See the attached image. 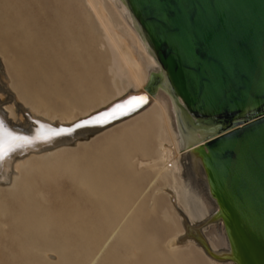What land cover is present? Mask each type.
I'll return each instance as SVG.
<instances>
[{
    "label": "bare ground",
    "instance_id": "6f19581e",
    "mask_svg": "<svg viewBox=\"0 0 264 264\" xmlns=\"http://www.w3.org/2000/svg\"><path fill=\"white\" fill-rule=\"evenodd\" d=\"M96 27L99 35L94 34ZM96 39L104 48L102 73L82 52ZM45 53L52 54L51 65L41 64L38 56ZM0 57V78L5 73L7 87L14 92L12 96L0 85L9 100L3 104L17 122L8 121L0 110V147L5 151L0 158V199L3 205L16 207L11 209L16 212V253L38 254L37 242L50 239L58 254L55 264H69L72 255L90 254L95 237L108 223L112 230L88 264L98 263L99 256L100 264L109 257L111 264H233L206 254L178 213L180 208L190 222L202 220L192 233L198 232L211 250L221 254L229 249L222 222L212 219L217 206L204 173L193 172L192 160L199 159L195 154L187 157L213 136L214 129H194L195 119L172 94L125 0H0ZM153 74L160 78L149 86ZM134 95L137 102H142L139 97H147V102L128 115L104 126L87 125L44 139L48 131L40 122L70 126ZM17 111L21 115L16 121ZM151 130L156 143L149 155L144 149ZM104 140L113 148L88 152ZM138 154L141 157L135 158ZM128 157L138 160L136 167L153 172L140 191L141 179L134 180ZM157 177L169 181L161 191L167 198L165 209L163 200L153 198L155 193L146 199V190ZM58 180L79 195L65 205L66 215L56 218L44 202ZM163 209L171 220L162 221ZM155 221L163 229L159 242L148 229ZM112 238L103 256L98 254ZM106 254L110 256L104 258ZM39 259L21 262L48 264L46 257Z\"/></svg>",
    "mask_w": 264,
    "mask_h": 264
},
{
    "label": "water",
    "instance_id": "95a60500",
    "mask_svg": "<svg viewBox=\"0 0 264 264\" xmlns=\"http://www.w3.org/2000/svg\"><path fill=\"white\" fill-rule=\"evenodd\" d=\"M194 129L213 136L195 154L229 249L209 256L264 264V0H125ZM153 74L149 86L157 82ZM196 121V122H195Z\"/></svg>",
    "mask_w": 264,
    "mask_h": 264
},
{
    "label": "rangeland",
    "instance_id": "374dc122",
    "mask_svg": "<svg viewBox=\"0 0 264 264\" xmlns=\"http://www.w3.org/2000/svg\"><path fill=\"white\" fill-rule=\"evenodd\" d=\"M97 28L98 27L95 28V33H94L95 35H97V34L99 35V33H100L99 29H97ZM86 45H87L88 49L82 51L84 54H87L86 56L90 57V58H86V61H90L91 64H96V66L100 69V71L102 73L106 67V65H105L106 63L103 59L104 56L102 57V55H103L102 52H103L104 48L98 47V39L94 40L91 45H88V44H86ZM38 58H39L41 64H43V65H51V63L54 62L52 54H50V53L41 54L38 56ZM1 63H2V61H1V57H0V64ZM1 65H3V63ZM76 69H77V67H76ZM2 70L4 71L3 66H2ZM3 76H4V78H3ZM3 76L0 78V85H4L8 89L10 94L12 96H14V92L11 90V88L7 87V81L5 79L6 74L4 73ZM103 78L105 79L104 76H103ZM7 97H8V95L5 92H0V110H2L4 112V114L6 113L5 115H6V118L8 119V121L16 124L17 122H15L13 119H11L9 117L8 111L5 109V104H3L4 101H9L8 99H6ZM20 115L21 114L18 113V111L15 112L16 121L18 120V118H20ZM147 140H148V145L145 146L144 151L146 150L147 154L152 155L151 153L154 152L155 143H156L154 130H151L150 134H148ZM78 141H83V140H78ZM111 148H113V145L110 146L108 140H104V141H101L99 143L98 142L95 143L90 148L91 150L88 152H92L93 154L100 153V151L108 152ZM110 153L113 156H117L116 151H111ZM131 156H132V154H131ZM139 156H140V154H138L135 158H140L141 156L140 157ZM137 161H138L137 159H134L131 161L130 157H128L127 164H129L130 168L134 170V175H133L134 180H137V178L141 179V180H138V182H139L138 187H139V191H140L141 189H143L146 186L148 181L152 178L153 172H152V170L148 169L146 166L136 167L135 164ZM192 163H193V165H192L193 166V172L197 176H199V172L201 171L200 170V162L196 159L195 160L193 159ZM166 182L168 183L169 181L166 179H161V178L157 177L152 181V183L150 184V186L146 190V199L151 197L150 195L152 193H155L153 198H156V200H158L157 202H160L161 200H163L164 202H162V203L164 204V209L167 207V205H166L167 204V201H166L167 198H166L165 194L162 193L161 191H162V187H164L166 185ZM57 185L58 186H56L54 190L53 189L48 190V193H46L47 194V197H46L47 202H44L45 205L42 203V205L46 206L45 208L49 207V209H47V210H49L50 212L56 213L55 214V215H57L56 218L57 217L59 218L61 216L64 217L66 215V206L68 207V205L71 204L72 201H75V199L78 198L79 194L76 191H74L73 189H70L68 187V184L66 185L65 182L58 180ZM160 188H161V190H160ZM157 189H159V190H157ZM156 190H157V192H156ZM56 192H57V194H56ZM63 200H64V202H63ZM145 201L147 203L151 202V200H149V201L145 200ZM2 203H3V200L0 199V252H1L0 253V264H22V262H21L22 259H25V260H23V262L26 260H30V259H31L30 261L33 260L34 262H41V259H39L41 257H46L48 260V264H55L56 261L58 260L57 259L58 254L55 250H53L55 248L52 245V244H54V242H51L50 239H44V241L42 239V240H39L37 242V245H38L37 248L39 250L38 254H24V255H22L20 253H16L17 252L16 250L18 248L19 243L13 236L14 231H15L13 228V226L15 224V222H13V216L16 212L12 211V210H16L15 209L16 207H14L15 205H12V206L7 205L6 206V205H3ZM47 205H48V207H47ZM51 208L53 211L51 210ZM164 209L161 212L162 214L165 212ZM211 209L213 210V208H211ZM158 210H160V209H158ZM57 213H59V214H57ZM159 213L160 212L158 211V214ZM53 216H54V214H53ZM160 217L163 221L164 214L161 215ZM165 217H164V219H166L167 221L171 220V219H168L169 215L167 216L165 214ZM156 222L157 221H155L153 223V225H151L148 229H149V231L155 233L157 240L159 242L161 239L160 235H161V232L163 231V229L161 228V226L158 225L159 223L158 222L156 223ZM107 224L103 225V228H102L100 234H97V237H95V242H93V244H92L93 247H92L90 254L89 255L88 254L87 255H84V254L72 255L71 263H69V264H88L91 256L99 250L101 245L105 242L108 234L112 230V227H111L112 225L111 224L107 225ZM213 226H215V225L214 224L210 225V227H213ZM15 227H18V225H16ZM96 239H97V241H96ZM111 240L106 242V244L104 245V247L101 249V251L98 254L102 255L104 253L105 249L108 248L109 245L111 246V244L113 242V238ZM47 242H48V244H47ZM2 252H4V255ZM19 256H22V257H19ZM23 256L25 258H23ZM48 256H50V257H48ZM106 256H107V254H106ZM106 256L104 258H108V256H110V254L107 257ZM100 259H103V258H101V256H99L98 263H96V264L101 263ZM11 261H13L14 263H11ZM111 263H112V258L109 257L107 260H105L104 264H111Z\"/></svg>",
    "mask_w": 264,
    "mask_h": 264
},
{
    "label": "snow or ice",
    "instance_id": "6c2138e0",
    "mask_svg": "<svg viewBox=\"0 0 264 264\" xmlns=\"http://www.w3.org/2000/svg\"><path fill=\"white\" fill-rule=\"evenodd\" d=\"M138 99L141 100V101L144 100L143 97H139ZM129 103H132V102H129ZM132 110H134V109H132V108L129 109V111H132ZM105 115H107V113H106ZM97 119H99V117H97ZM85 123H88V122L85 121ZM60 131L63 132L64 130L61 129ZM52 134H53V135H56V134H58V133L53 132ZM4 155H5V151H4L3 147H0V158H2Z\"/></svg>",
    "mask_w": 264,
    "mask_h": 264
}]
</instances>
